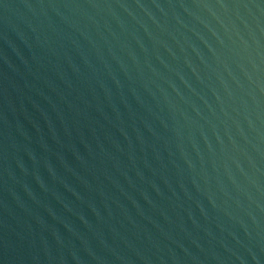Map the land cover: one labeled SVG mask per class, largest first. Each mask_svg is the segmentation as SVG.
<instances>
[{
	"label": "water",
	"instance_id": "1",
	"mask_svg": "<svg viewBox=\"0 0 264 264\" xmlns=\"http://www.w3.org/2000/svg\"><path fill=\"white\" fill-rule=\"evenodd\" d=\"M0 264H264V0H0Z\"/></svg>",
	"mask_w": 264,
	"mask_h": 264
}]
</instances>
